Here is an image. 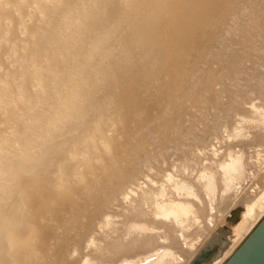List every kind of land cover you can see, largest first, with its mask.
<instances>
[{"label":"bare ground","instance_id":"bare-ground-1","mask_svg":"<svg viewBox=\"0 0 264 264\" xmlns=\"http://www.w3.org/2000/svg\"><path fill=\"white\" fill-rule=\"evenodd\" d=\"M264 215V0H0V264H221Z\"/></svg>","mask_w":264,"mask_h":264},{"label":"water","instance_id":"water-1","mask_svg":"<svg viewBox=\"0 0 264 264\" xmlns=\"http://www.w3.org/2000/svg\"><path fill=\"white\" fill-rule=\"evenodd\" d=\"M221 264H264V215Z\"/></svg>","mask_w":264,"mask_h":264}]
</instances>
